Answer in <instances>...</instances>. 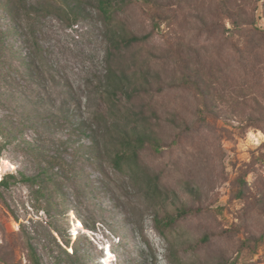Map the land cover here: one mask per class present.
Segmentation results:
<instances>
[{"label":"rangeland","instance_id":"1","mask_svg":"<svg viewBox=\"0 0 264 264\" xmlns=\"http://www.w3.org/2000/svg\"><path fill=\"white\" fill-rule=\"evenodd\" d=\"M43 4L0 0V180L15 176L0 187V264H33L32 250L42 264H264V0H170L155 29L144 4L118 15L153 33L127 58L161 73L138 100L162 138L141 155L170 191L161 209L115 168L95 118L130 114L102 96L105 17L93 0L77 13ZM193 71L202 92L181 85ZM183 205L195 212L161 235L158 211ZM76 245L81 258L66 253Z\"/></svg>","mask_w":264,"mask_h":264},{"label":"trees","instance_id":"2","mask_svg":"<svg viewBox=\"0 0 264 264\" xmlns=\"http://www.w3.org/2000/svg\"><path fill=\"white\" fill-rule=\"evenodd\" d=\"M21 4H26L28 0H17ZM96 2L99 11L103 14L107 21L106 38L108 41L107 63L108 69L105 79V88L102 96L110 104L111 110L128 111V122L123 126H119L114 116L107 111L99 112L95 115L97 123L108 126L109 133L106 139L111 145V160L115 168L124 170L129 168L133 178L137 181L146 182L148 193L152 200L156 199L155 206L157 209L162 208V204L168 200L170 191L164 190L160 184V177L150 173L146 165L141 164L142 151L146 147L160 149L162 146V138L158 136L156 125L152 124L150 118L145 116V107L142 101L144 95L149 94L152 89V78L162 79L159 71L153 70L152 67L147 70H139L136 67L131 68L128 64L127 54L132 52L134 46L142 44L152 38L153 33L136 34L117 23L120 12H123L129 5L140 3L146 5L147 13L153 20V28L160 27L161 21L165 20L163 8L170 0H93ZM40 3V2H39ZM38 3V5H39ZM33 6V5H32ZM43 9H53L58 12L77 13L82 7V0H45V4L39 6ZM37 7V8H39ZM186 64L184 60V65ZM155 72V73H154ZM196 71L184 74L182 84L192 87L202 92L198 79L195 78ZM178 82L173 80L170 86H176ZM161 90V88H159ZM110 110V109H108ZM130 120V122H129ZM10 130V129H9ZM0 133L5 141L10 140V134L0 119ZM83 133H86L85 131ZM94 151L99 149V141L95 136H88ZM48 173L42 169L37 175L36 180L47 178ZM15 177L13 174L4 175L0 180V187L8 185V178ZM43 177V178H42ZM53 181V180H52ZM191 193H196L194 188H190ZM195 209L186 205L178 208L175 212L166 211L164 214L157 213L154 218L156 229L161 235H165V231L173 227L179 220L191 215ZM69 242H65L67 245ZM58 246L63 249L58 242ZM72 253H66L71 257H82L81 250L76 246L71 247ZM33 264H42L38 255L34 250L31 252ZM177 264H182L178 260Z\"/></svg>","mask_w":264,"mask_h":264}]
</instances>
